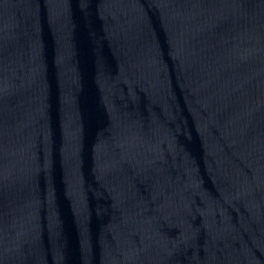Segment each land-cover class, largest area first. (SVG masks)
<instances>
[{
  "label": "water",
  "instance_id": "obj_1",
  "mask_svg": "<svg viewBox=\"0 0 264 264\" xmlns=\"http://www.w3.org/2000/svg\"><path fill=\"white\" fill-rule=\"evenodd\" d=\"M0 264H264V0H0Z\"/></svg>",
  "mask_w": 264,
  "mask_h": 264
}]
</instances>
